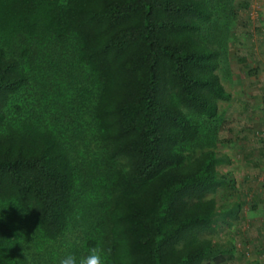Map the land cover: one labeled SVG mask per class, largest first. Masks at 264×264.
Instances as JSON below:
<instances>
[{
    "label": "trees",
    "instance_id": "trees-1",
    "mask_svg": "<svg viewBox=\"0 0 264 264\" xmlns=\"http://www.w3.org/2000/svg\"><path fill=\"white\" fill-rule=\"evenodd\" d=\"M227 5L0 0V264L226 260L205 234L235 213L215 198L234 182L217 169Z\"/></svg>",
    "mask_w": 264,
    "mask_h": 264
},
{
    "label": "rangeland",
    "instance_id": "rangeland-1",
    "mask_svg": "<svg viewBox=\"0 0 264 264\" xmlns=\"http://www.w3.org/2000/svg\"><path fill=\"white\" fill-rule=\"evenodd\" d=\"M217 18L227 27V55L221 56L218 73L231 94L229 100L219 101L223 122L217 149L227 154L229 162H218L217 169L229 173L234 182L220 186L215 198L216 208L235 213L205 235L226 254L221 264H244L253 259L264 264V161L253 168L247 166L257 160L256 150L264 154V0H228ZM253 201L258 202L255 208L251 207Z\"/></svg>",
    "mask_w": 264,
    "mask_h": 264
},
{
    "label": "clouds",
    "instance_id": "clouds-1",
    "mask_svg": "<svg viewBox=\"0 0 264 264\" xmlns=\"http://www.w3.org/2000/svg\"><path fill=\"white\" fill-rule=\"evenodd\" d=\"M2 209V208H0ZM2 218V216H0ZM25 244L26 241H21ZM25 259H28L26 252L24 251ZM106 255L104 251L99 247L90 248L85 253L77 255L73 252H66L64 255L58 258V264H105ZM29 264L31 261L29 260Z\"/></svg>",
    "mask_w": 264,
    "mask_h": 264
},
{
    "label": "crops",
    "instance_id": "crops-1",
    "mask_svg": "<svg viewBox=\"0 0 264 264\" xmlns=\"http://www.w3.org/2000/svg\"><path fill=\"white\" fill-rule=\"evenodd\" d=\"M264 67V66H263ZM244 102H249L250 104H251V101L250 100H248L247 101V99L246 98H244ZM258 153V154H257ZM255 158L254 159H257L255 162H252L250 159H248V162H252V164H247V166L249 167V168H253V167H251L252 165L253 166H257V165H260V161H264V154H261L260 152H259V150H256L255 151ZM247 178H250L249 176L247 177Z\"/></svg>",
    "mask_w": 264,
    "mask_h": 264
}]
</instances>
